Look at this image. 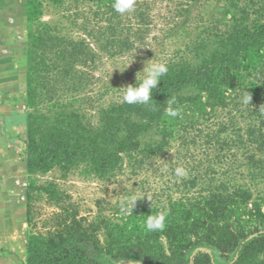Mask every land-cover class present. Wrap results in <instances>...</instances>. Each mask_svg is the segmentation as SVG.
<instances>
[{
  "label": "trees",
  "instance_id": "16d2710c",
  "mask_svg": "<svg viewBox=\"0 0 264 264\" xmlns=\"http://www.w3.org/2000/svg\"><path fill=\"white\" fill-rule=\"evenodd\" d=\"M201 1L183 0L176 15L190 14ZM217 1L227 18L211 24L201 19L192 27L201 29L185 44L194 59L166 61L168 72L145 106L126 104L122 96L100 101L99 92L87 88L89 72L79 65L95 61L91 44L110 57L131 49L151 20L148 0H136L125 14L113 9V0H27L29 174L57 169L66 175L85 164L108 178L124 155L142 160L166 152L175 133L185 147L200 138L204 157L189 178L182 177V195L163 208V230L145 229L150 211L129 227L87 220L60 203L51 226L29 233L26 264H264V0ZM47 9L55 20H42ZM187 22L188 17L173 22L163 38L184 31ZM185 88L199 100L204 96L202 104L194 108L193 97L181 96ZM245 94L251 97L247 104ZM169 106L179 109L177 117L165 115ZM188 111L194 116L181 121ZM152 132L159 138L141 144ZM55 187L27 186L29 223L34 191L53 199ZM254 190L257 196L245 208Z\"/></svg>",
  "mask_w": 264,
  "mask_h": 264
},
{
  "label": "rangeland",
  "instance_id": "374dc122",
  "mask_svg": "<svg viewBox=\"0 0 264 264\" xmlns=\"http://www.w3.org/2000/svg\"><path fill=\"white\" fill-rule=\"evenodd\" d=\"M148 2L151 20L142 25L143 36L134 39L131 49L110 57L91 44L96 54L95 61L79 65L80 69L90 74L87 81L90 93L99 92L102 102L117 100L122 96L120 87L134 82L136 73L143 69L145 62L158 60L165 63L170 58L182 56L194 59L185 44L196 39L201 29L192 30V27L201 19L205 20V24H211V20L222 21L227 18V15L222 14V1L202 0L191 6L190 14L183 16L176 15L183 0ZM186 17L188 22L184 31L178 29L169 38H163V30ZM55 19L50 9L42 16L45 21ZM26 32L27 0H0V264H26L29 233L43 232L51 226L53 222L50 216L59 210L60 203L87 220L104 218L129 227L136 222L142 223V216L147 211H165L163 208L167 209L186 189L182 177L175 175L176 167H184L187 170L184 177L189 178L197 160L204 157L199 145L203 142L200 138L197 137L195 143L185 147L175 133L169 138L166 152L153 159L145 157L142 160L137 155H124L119 167L108 178L97 177L85 164L77 166L66 175L57 169L29 174L25 164V122L29 111L26 98ZM73 32L86 38L78 29ZM194 94L192 89L186 88L181 92L185 98L193 97L195 108L205 98L203 96L199 100ZM186 115V112L181 114V121H187V117H193L194 113ZM179 134H183L182 129ZM158 138L159 135L154 132L146 134L141 144ZM50 182L56 185V196L51 199L44 192L34 191L31 200L32 219L29 223L27 186H43ZM191 190H188V194ZM256 194L254 190L245 208L251 207L250 203L255 200ZM133 195L140 199L136 201L133 210L129 211L128 200ZM144 196L149 197L152 203ZM207 251L212 254L215 262L219 261L215 252Z\"/></svg>",
  "mask_w": 264,
  "mask_h": 264
},
{
  "label": "clouds",
  "instance_id": "9594fccd",
  "mask_svg": "<svg viewBox=\"0 0 264 264\" xmlns=\"http://www.w3.org/2000/svg\"><path fill=\"white\" fill-rule=\"evenodd\" d=\"M136 0H113L112 7L113 9L120 13L125 14L134 9ZM129 65V64H128ZM127 65V66H128ZM126 66V67H127ZM125 67V68H126ZM124 68V69H125ZM168 72L167 64L160 62L158 60L145 62L144 67L141 71L136 73V79L134 83L127 84L126 86L120 87L122 90V102L129 105H150L153 100V92L157 88L159 82L162 80V77L165 76ZM251 97L245 94L243 102L245 104L249 103ZM175 103L174 100L170 101L169 104ZM165 115L167 117H177L179 115V109L172 108L169 106L165 110ZM175 175L177 177H184L187 175V170L178 166L175 169ZM147 197V196H144ZM152 203L151 199L147 197ZM140 197L133 195L128 200L129 208L131 211L134 208L136 201ZM168 212L159 211L151 212L144 218V227L148 232H158L164 229L166 224Z\"/></svg>",
  "mask_w": 264,
  "mask_h": 264
}]
</instances>
